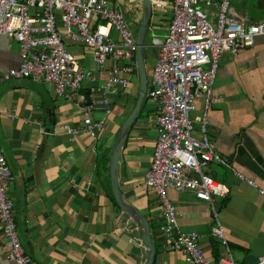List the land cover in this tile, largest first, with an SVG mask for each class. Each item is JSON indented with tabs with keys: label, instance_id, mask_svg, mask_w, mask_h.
Wrapping results in <instances>:
<instances>
[{
	"label": "crops",
	"instance_id": "1",
	"mask_svg": "<svg viewBox=\"0 0 264 264\" xmlns=\"http://www.w3.org/2000/svg\"><path fill=\"white\" fill-rule=\"evenodd\" d=\"M111 1L132 19L131 12L140 7L138 0ZM230 7L249 22L264 18V0H231ZM205 9L213 20V9ZM163 21L166 25L168 18ZM161 39L147 42L148 46L157 48ZM71 48L79 64L94 69V79L85 82L83 89L88 97L98 98L104 71L93 65L88 48ZM18 61L17 43L1 36L0 72L16 67ZM212 87L218 98L208 109L209 140L238 171L264 189V36L255 37L233 57L221 53ZM133 89L130 82L125 92L110 97L111 112L92 139L64 131L63 125L80 127L82 117L70 101L55 96L51 84L29 78L0 82V152L11 174L7 195L21 247L37 264L142 263L144 248L124 226L108 175L112 142L136 99ZM150 104L137 115L121 147L118 187L123 200L149 223L154 245L151 264H188L179 252L165 248L159 231L161 204L143 183L156 137L155 107ZM196 104L198 109L200 103ZM101 114L97 108L90 116L96 119ZM217 166L204 167L228 187V194L215 197L213 204L229 254L235 264H255L264 255V196ZM172 206L178 230L197 232L204 257L221 264L215 258L225 256V250L216 238L212 237L214 250L210 244L208 203L181 192L173 196ZM4 252L0 230V264H9Z\"/></svg>",
	"mask_w": 264,
	"mask_h": 264
},
{
	"label": "built area",
	"instance_id": "2",
	"mask_svg": "<svg viewBox=\"0 0 264 264\" xmlns=\"http://www.w3.org/2000/svg\"><path fill=\"white\" fill-rule=\"evenodd\" d=\"M230 1L168 0L170 18L146 80L145 98L155 107L156 137L143 183L160 200L159 231L164 236L165 248L179 252L188 264L212 263L202 253L197 232L178 230L174 207L165 199L166 188L189 193L208 203L212 221L209 234L225 250V256L218 258L221 264L235 263L213 197L224 198L228 187L201 168L216 163L264 196V189L221 155L207 135L208 109L218 98L212 86L221 53L233 57L250 46L255 37L264 36V18L246 21L231 9ZM152 4L162 7L158 0H151ZM202 7L213 9L214 24L208 21ZM128 18L126 11L111 0H0V37L17 43L19 59L16 67L0 72V82L29 78L51 84L55 96L70 101L82 117L80 127L63 125L64 131L94 139L111 112L110 97L117 98L130 84L128 77L136 72L135 31ZM77 46L88 48L93 65L105 73L98 98L85 95L83 85L94 79L95 71L78 63L69 50ZM97 108L102 109V114L92 119L90 115ZM10 179L9 167L0 152L4 258L9 264H37L24 253L17 236L12 202L7 195L6 184ZM256 260L255 264L264 263V255Z\"/></svg>",
	"mask_w": 264,
	"mask_h": 264
},
{
	"label": "water",
	"instance_id": "3",
	"mask_svg": "<svg viewBox=\"0 0 264 264\" xmlns=\"http://www.w3.org/2000/svg\"><path fill=\"white\" fill-rule=\"evenodd\" d=\"M140 4V18L136 22L135 29V66L137 74V90L136 99L129 113L120 124L117 133L112 142L109 160L108 175L109 185L114 202L120 209V217L123 220L125 228H130L129 235L137 239L144 248V257L141 264H151L154 256V245L149 233V223L145 216L141 214L135 207L125 202L121 196L118 180L117 165L121 147L126 135L135 121L142 102L145 98L146 90V71L143 58V50L146 47L145 35L151 15V0H138Z\"/></svg>",
	"mask_w": 264,
	"mask_h": 264
},
{
	"label": "rangeland",
	"instance_id": "4",
	"mask_svg": "<svg viewBox=\"0 0 264 264\" xmlns=\"http://www.w3.org/2000/svg\"><path fill=\"white\" fill-rule=\"evenodd\" d=\"M161 1L162 3V7L161 8H157L155 7L153 4L151 5V15H150V19H149V23H148V27L146 30V35H145V44L147 45L144 50H143V58H144V65H145V71H146V78L147 80L150 77V73H151V68L152 65L157 57V48L155 46H148L147 42H151V40L153 41V39L161 37L162 35H164L165 30H166V25L164 24L163 19H167L169 20L170 18V10L166 9L167 6H169L168 0H158ZM140 6V4H139ZM202 10L206 12V9L204 7H202ZM207 14V13H206ZM131 16L133 17V19L138 22L139 18H140V7H137V12L132 11L131 12ZM214 13H213V20H209V16H207L208 21L211 24H214ZM129 19V18H128ZM132 18H130L129 20L131 21V28L134 31L137 27L136 22H132L134 21ZM113 38L115 41H118V37L116 35V33H113ZM153 38V39H152ZM154 42H159L154 41ZM70 44V43H69ZM70 47V45H69ZM71 52L72 48L69 49ZM124 63L127 65H130L128 62ZM136 72L134 70V72H132V74L128 77L129 83L132 82V87L134 88L133 91H136L135 88H137V78H136ZM129 84L127 86V88L124 90V92L128 89ZM149 100L145 98V102L143 104V107L141 109V112H144L146 107L148 109V105H151L150 102H148ZM153 106V105H152ZM154 108V107H153ZM191 116V113L189 114ZM208 165V164H206ZM206 167H202V171L208 175L211 176V173L207 171V169H205ZM216 169L220 172H223V168L220 166H217ZM226 170V169H225ZM181 192H176L171 188H166L164 190V195H165V199L170 202V204L172 205V198L173 196H179ZM216 196L213 197V199H215ZM157 202H160L158 196H157ZM215 206V205H214ZM175 210V209H174Z\"/></svg>",
	"mask_w": 264,
	"mask_h": 264
},
{
	"label": "trees",
	"instance_id": "5",
	"mask_svg": "<svg viewBox=\"0 0 264 264\" xmlns=\"http://www.w3.org/2000/svg\"><path fill=\"white\" fill-rule=\"evenodd\" d=\"M135 31V30H134ZM144 102H145V98H144V100H143V102H142V105H141V108H140V110H139V113H141V109H142V107H143V104H144ZM138 113V114H139ZM112 195V194H111ZM112 197V196H111ZM113 199V198H112ZM114 200V199H113ZM210 239H211V242H210V244H211V246L213 247V250H214V247H215V243H214V241H213V238L212 237H210ZM226 245L228 246V244H227V242H226ZM229 247V246H228ZM215 258V257H214ZM216 259V261L218 260V258L216 257L215 258Z\"/></svg>",
	"mask_w": 264,
	"mask_h": 264
}]
</instances>
